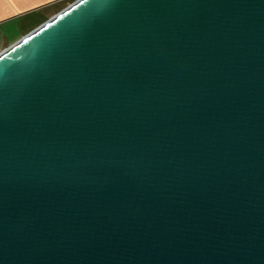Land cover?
Wrapping results in <instances>:
<instances>
[{
    "label": "water",
    "instance_id": "obj_1",
    "mask_svg": "<svg viewBox=\"0 0 264 264\" xmlns=\"http://www.w3.org/2000/svg\"><path fill=\"white\" fill-rule=\"evenodd\" d=\"M0 264H264V0H76L0 52Z\"/></svg>",
    "mask_w": 264,
    "mask_h": 264
},
{
    "label": "crops",
    "instance_id": "obj_2",
    "mask_svg": "<svg viewBox=\"0 0 264 264\" xmlns=\"http://www.w3.org/2000/svg\"><path fill=\"white\" fill-rule=\"evenodd\" d=\"M76 0H0V52Z\"/></svg>",
    "mask_w": 264,
    "mask_h": 264
}]
</instances>
